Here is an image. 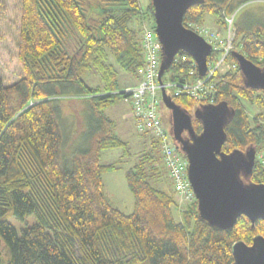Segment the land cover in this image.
Listing matches in <instances>:
<instances>
[{"label":"trees","instance_id":"16d2710c","mask_svg":"<svg viewBox=\"0 0 264 264\" xmlns=\"http://www.w3.org/2000/svg\"><path fill=\"white\" fill-rule=\"evenodd\" d=\"M252 1L257 0H204L183 22L203 23L211 15L224 27L221 12L232 15ZM142 12L154 20L151 0L146 11L138 0H22L17 50L24 76L12 85L0 77V264H234L235 243L251 246L256 236L264 237V222L252 225L243 216L231 229L210 225L197 202L177 218L175 198L159 183L166 177L159 143L150 136L142 143L147 152L125 172L133 212L124 214L106 198L103 175L119 167L103 164L102 152L130 153L105 110L130 98L118 92L119 72L135 81L144 67L134 27ZM234 28V46L247 51L238 54L264 68V23L244 16ZM234 53L227 60L237 63ZM191 70L199 78L193 60L180 52L162 82L177 87L190 81ZM88 72L101 85L88 86ZM214 81L213 105L225 103L232 112L221 152L254 148L248 181L264 185V90L246 87L238 67ZM172 93L188 112L205 106ZM69 97L86 98L89 106L83 130L65 151L60 103ZM255 107L262 111L251 112ZM193 130L201 134L200 121L193 119Z\"/></svg>","mask_w":264,"mask_h":264},{"label":"water","instance_id":"95a60500","mask_svg":"<svg viewBox=\"0 0 264 264\" xmlns=\"http://www.w3.org/2000/svg\"><path fill=\"white\" fill-rule=\"evenodd\" d=\"M154 32L161 45V65L158 82L169 70L175 57L183 52L196 65L198 75L206 73L211 47L194 32L186 29L183 18L194 5L204 0H151ZM246 87L264 90V68H259L243 55L233 54ZM161 98L171 112L172 140L188 161V180L197 201L200 217L210 225L223 230L231 229L238 218L246 217L252 225L264 222V185H244L240 175L249 178L255 151L224 154V127L232 118L225 103L198 107L193 116L178 106L161 90ZM193 119L200 121L202 132L197 135ZM187 135V138L184 137ZM234 264H264V237L256 236L252 245L243 242L233 245Z\"/></svg>","mask_w":264,"mask_h":264},{"label":"rangeland","instance_id":"374dc122","mask_svg":"<svg viewBox=\"0 0 264 264\" xmlns=\"http://www.w3.org/2000/svg\"><path fill=\"white\" fill-rule=\"evenodd\" d=\"M138 3L143 11L147 10L149 0H138ZM223 15L225 16V21L226 19L230 21H226V24L223 25L224 27L219 26V21H217L216 17L211 15L206 16L205 21L203 23H198L193 20H189L183 22V25L187 26L189 30L194 33L199 32L202 35L211 34L212 38H217L220 42L223 43V45H221V48L226 49L227 47H229V45H231L229 43L232 42V40L234 41L236 33L234 26L235 21L238 18H243L245 16L248 18L249 21L258 20L264 23V0L249 2L243 5L242 7L238 8L232 13V15L229 16H226L221 12L222 18L224 17ZM21 16L22 0H0V77L3 79L6 85H12L24 76L23 69L18 58L17 50V40L19 35ZM150 19L151 18L148 16V14H144V12H142V15L136 18L135 20L134 27L139 30L141 37V47L144 43V35L146 34L147 36L149 33H152V31L154 32L155 29L154 20L151 21ZM153 43V41H150L151 47H153ZM236 49L241 52H244L247 55V51H245L242 45H237ZM241 55L244 56V54ZM248 56L251 57L253 55L249 54ZM140 72L141 70L138 73V79L135 80L136 82L134 81L133 77L127 76L126 74L119 72L118 87L120 88V91L118 92H124L126 95L132 96L134 89L137 85L140 84ZM167 73V76H169V72L166 71L162 77H164V75ZM189 74L190 75L188 80H190V82H193L195 80L193 79V73L190 72ZM216 75L217 74H215L213 78L209 81L210 84H215L214 77ZM84 81L90 87L101 85L100 77L95 72L86 73L84 75ZM165 83L169 82L166 81ZM165 83L158 82V84L161 86ZM122 88H124L125 90H121ZM161 90L157 103V112L161 118L162 127L164 131L172 139L171 112L166 108L163 103V100L161 98ZM165 92L167 95H171L172 89L169 87L168 89H166ZM192 100L197 103L196 99L192 98ZM60 106L61 112L64 116V126L66 131L68 132L65 151H69L72 145L76 142L78 134L84 128L83 115L87 112L89 103L86 101V98L83 97H69L63 98L61 100ZM181 108L184 109L191 116H193L195 109L191 112H188L187 108ZM260 111H262V108L259 107H255L251 110V112L253 113H257ZM253 113H251L252 116L254 115ZM105 114L112 121H114L116 125V133L118 134V136L122 140L128 142V150L130 153L129 155H127L126 152L124 153L122 149L107 150L102 152L101 162L103 164L114 163L119 167L118 170H114L103 175L105 196L114 208L120 210L124 214H131L133 212L134 207L133 196L128 188L127 181L125 178V172L131 167H133L136 162H139L143 154L147 152L148 148H146L145 151V147L142 145L143 141L145 140V142H148V137L154 136L150 132H142L139 129L138 123L136 121L137 118L133 113L132 99L129 97L117 100L116 103H114L112 106L108 107L105 110ZM262 123H264V120H262ZM170 138L169 140H171ZM172 142H174V140H172ZM159 155L161 157V162L159 163L158 161L157 164L159 163V167L161 169L160 171L162 172V174L164 175V171L166 174V177L164 176L162 177V179L159 180H167L166 183L168 185L169 182L170 186H166V183L163 184L161 181L159 183L161 185V188L166 191H169L170 194H172V196L175 198L177 197V192H175L174 184L171 178L168 176V169H166L167 167L163 164L160 147ZM262 156L264 157L263 153ZM240 180L244 185H249L248 179L244 178L242 175H240ZM159 183H157L156 185H159ZM194 202H196V200L193 202H189L185 199H183L182 201H175V203H178V206L175 209L176 217L179 218V214H182L185 208Z\"/></svg>","mask_w":264,"mask_h":264},{"label":"built area","instance_id":"2783aa9c","mask_svg":"<svg viewBox=\"0 0 264 264\" xmlns=\"http://www.w3.org/2000/svg\"><path fill=\"white\" fill-rule=\"evenodd\" d=\"M226 21L230 22L228 19ZM185 28L189 30L187 26ZM195 33L211 47V53L206 64V73L203 77L199 76L193 82L187 81L179 84L177 87L169 83H165L162 86L159 85L157 77L161 61V45L152 31L147 36L146 34L144 35L142 51L145 57V64L140 72V84L136 86L132 96H130L132 99L133 113L137 118L136 121L139 129L142 132H150L159 143L163 164L167 167V172H169L168 176L174 184L175 192H177L175 200L182 201L185 199L189 202H193L196 199L188 180V161L179 152L175 143L172 142V139L162 127L161 118L157 112L159 93L161 89H165L166 91L170 87L174 90L172 94L175 97L183 94L196 99L197 104L205 106L213 105L214 86L209 81L215 74H223L238 67L237 63L228 61L227 56L231 51L239 52L234 46L233 40L229 43L231 44L229 47L222 49L221 45L223 43L217 38H212L211 34L202 35L199 32ZM150 41L154 42L153 47L150 46ZM194 67L197 71L195 64ZM191 72L193 74L195 73L194 70H191Z\"/></svg>","mask_w":264,"mask_h":264},{"label":"flooded vegetation","instance_id":"af4514ba","mask_svg":"<svg viewBox=\"0 0 264 264\" xmlns=\"http://www.w3.org/2000/svg\"><path fill=\"white\" fill-rule=\"evenodd\" d=\"M184 27H185V25H184ZM184 137H186V138H187V135H186V136L184 135Z\"/></svg>","mask_w":264,"mask_h":264},{"label":"bare ground","instance_id":"6f19581e","mask_svg":"<svg viewBox=\"0 0 264 264\" xmlns=\"http://www.w3.org/2000/svg\"><path fill=\"white\" fill-rule=\"evenodd\" d=\"M154 169V168H153ZM184 213V212H183Z\"/></svg>","mask_w":264,"mask_h":264},{"label":"clouds","instance_id":"9594fccd","mask_svg":"<svg viewBox=\"0 0 264 264\" xmlns=\"http://www.w3.org/2000/svg\"><path fill=\"white\" fill-rule=\"evenodd\" d=\"M197 202V201H196Z\"/></svg>","mask_w":264,"mask_h":264}]
</instances>
